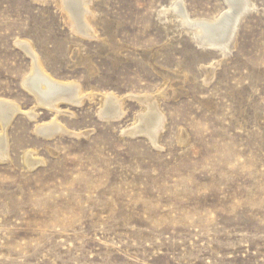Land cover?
<instances>
[{"label": "rangeland", "instance_id": "1", "mask_svg": "<svg viewBox=\"0 0 264 264\" xmlns=\"http://www.w3.org/2000/svg\"><path fill=\"white\" fill-rule=\"evenodd\" d=\"M181 1L208 20L227 7ZM251 1L224 56L162 14L171 0H90L89 37L52 0H0V100L37 114L6 131L0 264H264V0ZM18 41L84 101L35 107ZM104 94L121 101L122 119L100 117ZM142 97L165 119L155 145L127 133ZM51 121L69 132L33 131ZM27 152L42 164L27 169Z\"/></svg>", "mask_w": 264, "mask_h": 264}, {"label": "bare ground", "instance_id": "2", "mask_svg": "<svg viewBox=\"0 0 264 264\" xmlns=\"http://www.w3.org/2000/svg\"><path fill=\"white\" fill-rule=\"evenodd\" d=\"M34 1L41 4L47 2V0ZM226 1L228 3L227 7H225L226 10L222 16L219 18L217 17V20L190 16L181 0H171L169 9H163L164 12H162V14L171 13L173 18L177 20V25L182 29V32L192 38L194 43L198 46L202 48L205 46L217 47L219 52L226 56L230 53L232 48H234L233 45L236 40L235 33L238 32L237 26L241 21L242 15L254 9L251 0ZM52 2L56 8L64 13L71 31L84 37L90 36L92 33L91 27L96 23V21L94 23L91 22V18H89V16L92 15L90 0H52ZM170 18L167 20L170 23L174 22L173 20H169ZM163 19L165 20V18ZM15 46L19 48L31 62L30 71L23 77L20 85L33 96L35 107H47L46 109L58 110L59 102H66L76 105L77 107V105L79 106L84 101L85 97L83 96V92L77 84L57 81L47 73L43 62L30 42L18 41L15 43ZM140 99L145 105V111L138 115L132 128H130L127 133L131 136L144 135L143 137L146 136V138L151 141L152 145H155L159 135L163 131L165 119L163 115L158 112L151 98L142 97ZM100 108L99 115L101 118L106 119V121H118L122 119L125 114L123 104L112 94H104L102 96ZM34 109L35 108H32L27 112H22V108L19 105L6 100H0L1 164L9 161V143L6 135L7 129L18 114L26 117L29 121H35L37 119V114ZM56 113L58 112L56 111ZM33 131L44 139H53L55 136L67 134V132H69L54 121L35 126ZM22 161L29 170L35 169V167L37 168V165L41 163L35 158L34 152H27L24 154Z\"/></svg>", "mask_w": 264, "mask_h": 264}, {"label": "water", "instance_id": "3", "mask_svg": "<svg viewBox=\"0 0 264 264\" xmlns=\"http://www.w3.org/2000/svg\"><path fill=\"white\" fill-rule=\"evenodd\" d=\"M225 2L226 5H228L227 1L226 0H223ZM251 10L247 11L246 13H244L241 17V21H243L249 14H250ZM241 21L238 23V26H237V30L239 28V24L241 23ZM211 25H214V24H211ZM237 34V33H235ZM205 48H208L210 50H215V51H218L217 47H209V46H205ZM106 120V119H105ZM131 136V135H130Z\"/></svg>", "mask_w": 264, "mask_h": 264}]
</instances>
